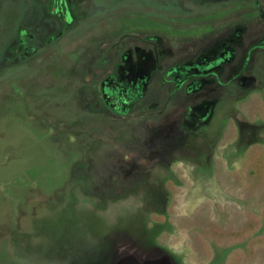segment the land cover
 I'll return each mask as SVG.
<instances>
[{"label":"rangeland","instance_id":"374dc122","mask_svg":"<svg viewBox=\"0 0 264 264\" xmlns=\"http://www.w3.org/2000/svg\"><path fill=\"white\" fill-rule=\"evenodd\" d=\"M56 1L0 0V264H264V0Z\"/></svg>","mask_w":264,"mask_h":264},{"label":"flooded vegetation","instance_id":"af4514ba","mask_svg":"<svg viewBox=\"0 0 264 264\" xmlns=\"http://www.w3.org/2000/svg\"><path fill=\"white\" fill-rule=\"evenodd\" d=\"M50 1H52V2L55 1V3L57 2L56 0H50ZM63 2L65 4V6H66V2L64 0H60V4H62ZM66 10L68 11V9H66ZM62 12H63V9H62ZM68 16H69V14H68ZM20 41H23L22 46H24L25 45L24 44L25 40L22 39V38H20ZM239 44H240L239 42L238 43H231L230 45H228V42L221 43L220 44L221 46H219L218 43H216L215 45L212 44L210 47H208L209 49H207L208 51L204 54V57L203 58L200 57L201 59H199V61L202 62V63H208L209 61L212 60L211 58H209V53H211L214 56L215 55L216 56H220V54H218L216 52H213V51H216L219 47H220L219 48V51L222 48L227 49L226 47H230V50L229 51H231L232 56H231V59L230 58H225L226 59V64L225 65H227V66L230 65V68L232 70V68H233L234 65H232L231 63L233 62V60L237 59V58L234 59V55H235L234 52L237 53V51H236L235 48H237ZM237 60H238V66H237V68H239L241 66V64H243L245 62V55L241 59H237ZM128 62H129V60H125V62H124L125 64L123 63L121 65V69L119 70V75L121 76L120 79L121 78L127 79L126 80L127 83L132 82V83H130V85L133 88H134L133 85H136V82H139L141 80V78L143 76V72L146 73L147 71L151 70L153 68V66L155 65V61H151V62H147V63H141V64H139V66H137L136 63H133L131 61H130V63H128ZM143 66H144V70H143ZM140 67L142 69H140ZM237 68H235L236 70H234V72L237 71ZM124 73L127 74V75L125 76ZM132 90H135V88L132 89ZM107 92L108 91L104 90V93H107ZM120 93H123V92H120Z\"/></svg>","mask_w":264,"mask_h":264}]
</instances>
